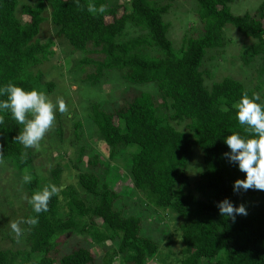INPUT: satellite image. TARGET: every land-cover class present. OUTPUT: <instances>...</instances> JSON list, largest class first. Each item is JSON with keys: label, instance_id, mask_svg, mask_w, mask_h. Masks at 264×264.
Returning <instances> with one entry per match:
<instances>
[{"label": "trees", "instance_id": "1", "mask_svg": "<svg viewBox=\"0 0 264 264\" xmlns=\"http://www.w3.org/2000/svg\"><path fill=\"white\" fill-rule=\"evenodd\" d=\"M232 1L192 0L200 32L183 36L174 49L169 25L163 20L173 0H47V6L43 0H0V87L11 82L25 91L52 93L54 84L43 82L40 67L54 56L57 44L36 37L44 11H49L58 43L62 44L61 37L70 47L66 52L79 54L71 72L78 73L80 81L94 86L107 73L117 72L126 84L155 86L159 104L142 91L122 98L110 110L92 103L87 116L108 148L109 159L121 149L132 150L128 175L144 200L142 207L176 219L172 235L179 240L176 253L162 250L159 240L143 233L141 214L125 215L116 209L119 194L106 183V171L97 170L93 156L86 161L90 170L76 176L81 193L66 186L52 196L49 210L39 214L36 226L23 223L25 248H0V264H145L150 260L155 264H264V191L234 192V182L246 174L224 155L230 152L226 137L238 133L247 138L234 104L246 93L259 97L256 102L264 106V80H259L264 74V1L251 14L242 15L230 12ZM90 4L104 5L106 11L91 13ZM225 25L252 41L240 54L243 65L260 61L255 70L258 83L252 89L229 77L208 89L203 84L200 66L207 51L224 46ZM127 27L138 34L126 38ZM3 99L6 96H0ZM0 116L4 117L0 164L21 177L25 170L31 174L30 152L13 140L24 126L10 112ZM171 122L186 123L187 131H177ZM73 128L78 137L80 124ZM193 147L200 152L201 169L190 188L186 169ZM81 153L82 149L77 163ZM60 173L56 164L49 173L50 184L40 183L35 176L24 183L28 196L22 221L37 215L28 199L46 186L57 185ZM224 199L234 206L243 204L247 216L237 215L235 222L221 216L217 204ZM88 200L92 206L86 205ZM73 235L80 237L81 244H67L64 251L67 237ZM86 240L101 247L100 258ZM107 244L113 247L106 248Z\"/></svg>", "mask_w": 264, "mask_h": 264}, {"label": "rangeland", "instance_id": "2", "mask_svg": "<svg viewBox=\"0 0 264 264\" xmlns=\"http://www.w3.org/2000/svg\"><path fill=\"white\" fill-rule=\"evenodd\" d=\"M19 3H29L34 0H17ZM47 6V0H43ZM264 0H233L229 4L230 12L234 15L244 13L251 14L256 6ZM49 11L42 14L44 21L39 26L36 37L41 42L52 40L54 56L47 62L42 63L43 82L51 81L54 84L52 93L45 95L54 105L57 99H63L69 109L66 114H59L56 111V119L53 127L46 133L44 139L40 142L39 148L27 149L32 157L31 176H35L40 183H49V173L56 164L61 167V173L55 185L59 193L66 186H73L79 193L76 176L79 171L90 170L86 163L88 159L96 156L98 161L97 170H105V181L111 186L113 192L119 194L116 201V209L122 211L125 215L141 214L143 233L159 240V247L162 250L171 252L178 251L179 240L175 234V228L178 221L173 217H166L163 213L154 211L151 207H144L143 198L134 191L128 175L132 150L121 149L112 159H109L108 148L97 137L93 125L88 120V107L95 103L105 110H110L121 103L122 98H129L133 93L148 92L157 104L160 101L157 98L155 86L153 84L129 85L126 84L117 72H109L97 85L91 86L87 82L79 79L78 73L71 72L73 62L79 56L78 53L70 51L69 45L54 36V29L49 23ZM47 15V16H46ZM108 20V18H106ZM164 22L168 23V38L174 49L179 48L183 36L198 35L201 24L194 16L192 0H173L168 13L163 16ZM264 25V21H263ZM224 36V46L220 49L209 50L206 52L200 71L203 76V84L208 89L214 82L220 81L224 77L237 80L245 88L252 89L258 83L256 68L260 64L255 59L249 65H243L240 60V54L248 47L252 41L243 38L233 27L225 25L222 28ZM138 34V31L127 27L125 37H132ZM62 45V46H61ZM261 82L264 80V74L260 76ZM258 96V93H255ZM80 124L78 137L74 134L73 124ZM186 123L171 125L180 132H186ZM60 131V134L57 132ZM82 149L81 163L76 162L79 150ZM78 167L77 169L75 167ZM201 169V155L199 150L193 147V156L188 163L186 175L188 184L193 187ZM28 191L19 176L13 169L0 164V248L1 249H22L25 248V229L23 227L22 217L26 213V199ZM60 199V198H59ZM87 206H92V201H86ZM143 206V207H142ZM65 210V209H64ZM10 222H20L22 235L17 238L15 232L10 227ZM167 239L169 246H165ZM64 244V251L69 245L80 243V237L77 235L68 236ZM85 241V240H84ZM89 244V249L97 258L102 255L101 247ZM69 244V245H67ZM106 248H112V244L105 245ZM163 259H166L163 257ZM172 259V257H171ZM115 264V263H114ZM145 264H155L153 260Z\"/></svg>", "mask_w": 264, "mask_h": 264}, {"label": "clouds", "instance_id": "3", "mask_svg": "<svg viewBox=\"0 0 264 264\" xmlns=\"http://www.w3.org/2000/svg\"><path fill=\"white\" fill-rule=\"evenodd\" d=\"M88 11L94 14L103 13L106 8L104 5L97 8L90 4ZM0 96H6V99L0 100V112H10L12 119L18 125L24 126L13 140L22 144L25 150L39 148L40 142L54 125L56 111L61 114L69 111L63 99H57L54 105L37 90L25 91L11 82L0 87ZM258 99L259 97L250 98L245 93L233 106L237 110L236 119L244 127L247 138L233 133L224 140L230 149V152L224 154L225 157L230 163L237 164L239 170L246 174L245 179H237L234 182L233 191L236 193L250 189L264 191V106L256 102ZM29 115L30 119L27 118ZM3 123L4 117L0 116V124ZM25 158L26 156L22 154L21 160ZM0 161H2V154H0ZM31 179V175L25 170L22 182L30 183ZM57 192L58 188L55 185H49L33 194L28 199V203L37 215L22 222L36 226L39 223V214L49 210L50 199ZM217 207L221 216L230 218L233 222L237 215L247 216L248 214L243 204L234 206L228 199L219 202ZM19 223L10 222V227L17 238L22 235Z\"/></svg>", "mask_w": 264, "mask_h": 264}]
</instances>
